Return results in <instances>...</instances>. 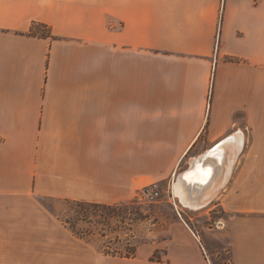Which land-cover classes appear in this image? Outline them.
I'll list each match as a JSON object with an SVG mask.
<instances>
[{"label":"crops","instance_id":"1","mask_svg":"<svg viewBox=\"0 0 264 264\" xmlns=\"http://www.w3.org/2000/svg\"><path fill=\"white\" fill-rule=\"evenodd\" d=\"M219 3L0 0V255L8 264L23 255L26 198L114 206L153 184L174 185L203 160L217 170L204 186L180 185L183 202L174 188L180 206L157 263L206 264L181 207L264 215V171L243 167L249 143L264 141V0ZM34 24L55 38L28 36ZM232 138L217 166L208 152Z\"/></svg>","mask_w":264,"mask_h":264},{"label":"rangeland","instance_id":"2","mask_svg":"<svg viewBox=\"0 0 264 264\" xmlns=\"http://www.w3.org/2000/svg\"><path fill=\"white\" fill-rule=\"evenodd\" d=\"M104 3L107 9H111L112 0H104ZM225 7L226 0H220L219 9ZM40 25L36 27L38 34L55 38L47 25ZM257 148H260L259 152L264 151V141L259 145L249 143V156L243 160L244 171H264V157L258 155ZM236 156L232 158L234 167ZM241 167L238 165L234 171H240ZM158 187L163 196L155 202L141 199L142 190L129 205L108 209L87 208L92 224L80 222L77 227L84 230L89 228L101 235L103 231L106 235L105 238L98 234L90 237L93 239L90 242L76 238L61 222L76 219V211H80L76 206L59 199L26 198L24 251L22 256L19 254L18 264H159L151 259L164 260L166 252L155 251V248L165 245L170 239L168 226L173 220L176 205H180L170 181L158 184ZM215 205L213 203L200 210L183 207L180 210L184 221L205 247L206 264H264V215L230 214ZM103 213L108 214L107 226L104 227L97 218L98 214ZM118 235L122 240L134 236L131 242L139 243L143 255L132 260L101 253L99 248L103 246L120 248L121 245L114 240L106 243ZM232 237H235V241ZM0 264H8L1 255Z\"/></svg>","mask_w":264,"mask_h":264},{"label":"trees","instance_id":"3","mask_svg":"<svg viewBox=\"0 0 264 264\" xmlns=\"http://www.w3.org/2000/svg\"><path fill=\"white\" fill-rule=\"evenodd\" d=\"M38 26H41V25L40 24H34L31 31L28 33V36H39V37L45 38L46 35L44 36V35H41L40 33L39 34L37 33L36 27H38ZM45 28H47V27L45 26ZM49 37H50V35H49ZM135 199L136 198H134L133 200H135ZM133 200L126 202V203L114 205V206L64 200L68 204H72V205L76 206V208H78L80 211H78V212L76 211V213H77L76 219H73V218L72 219H64V220H61V222L66 226V228L76 238L83 240V241L90 242V241H93V239H91L90 237H93V236L97 235L98 233H94V231L89 229V228L84 230V229H79L77 227L80 222H85V224H92L90 221L91 220L90 215H88V212H87V208H95V209L115 208V207H120V206L132 204ZM84 211H86V214L84 213ZM107 216H108V214L104 215V213L98 214L97 218L99 219L100 224L103 225V227L107 226L106 225L107 224V218H108ZM121 223H123V222H121ZM98 235L102 236V238L106 237V235L103 233V231H102V235L101 234H98ZM112 240H114L115 242H117L121 246H120V248L116 247L114 249L110 248L108 245L103 246V248L98 247L100 249L101 253H103L105 256L113 257V258L114 257H120V258H125V259H135L138 257L139 243H132L131 242V240H134V236L130 237L129 239L122 240V237L120 235H118V236H115L113 239H109V241L106 243L109 244L112 242ZM102 244L104 245V242H102ZM151 261L152 262H159V263L162 262L160 260L154 261L153 259H151Z\"/></svg>","mask_w":264,"mask_h":264},{"label":"bare ground","instance_id":"4","mask_svg":"<svg viewBox=\"0 0 264 264\" xmlns=\"http://www.w3.org/2000/svg\"><path fill=\"white\" fill-rule=\"evenodd\" d=\"M238 138V136H237ZM233 142V138L230 140V141H226L224 142L219 148H217L216 150L214 151H209L207 156H210V157H214V159L216 160L217 162V166L220 165V167L222 166H225V159L222 158V152H223V149H227V146L228 145H231ZM238 149V148H237ZM239 150V149H238ZM232 151V150H231ZM230 151V152H231ZM227 153V152H225ZM227 156V155H226ZM234 158V156H233ZM216 167L213 166V165H210V164H205L204 165V160L200 163H195L194 165H192V167L186 171L184 174H181L176 183L173 185V189L175 188V194L180 196V199L182 200L183 202V199L182 198V195L180 194V190H179V186L180 185H190L191 182H197V184L199 186L201 185H206L208 184V182L211 181V179L213 178V174H214V171H216ZM203 174V178H199L198 175L200 174ZM192 185V183H191ZM176 186V187H175ZM186 188V187H185ZM210 189V188H209ZM184 192H185V189H184ZM187 193V192H186ZM194 192L191 193V195L194 196L193 194ZM198 197V196H197ZM211 198V197H210ZM189 199V198H188ZM208 199V197H207ZM211 200V199H210ZM185 201V199H184ZM199 203V202H198ZM184 204V203H183ZM187 205L192 207V208H195L197 207L196 205V201L193 199V197L191 196L190 200L187 202ZM207 206V204H206ZM203 208V207H202Z\"/></svg>","mask_w":264,"mask_h":264},{"label":"built area","instance_id":"5","mask_svg":"<svg viewBox=\"0 0 264 264\" xmlns=\"http://www.w3.org/2000/svg\"><path fill=\"white\" fill-rule=\"evenodd\" d=\"M143 194L141 195V199H147L148 201H158L159 199L162 198L163 194L161 190L158 187V184H153L149 187H146L143 189Z\"/></svg>","mask_w":264,"mask_h":264}]
</instances>
